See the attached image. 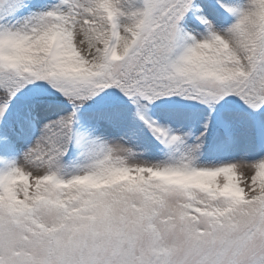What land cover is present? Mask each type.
<instances>
[{
    "label": "snow or ice",
    "instance_id": "6c2138e0",
    "mask_svg": "<svg viewBox=\"0 0 264 264\" xmlns=\"http://www.w3.org/2000/svg\"><path fill=\"white\" fill-rule=\"evenodd\" d=\"M0 264H264V0H0Z\"/></svg>",
    "mask_w": 264,
    "mask_h": 264
}]
</instances>
